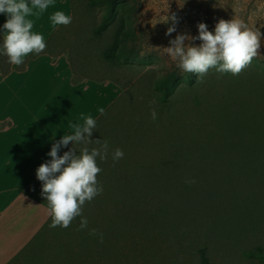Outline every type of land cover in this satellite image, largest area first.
I'll return each instance as SVG.
<instances>
[{
  "label": "rangeland",
  "instance_id": "obj_1",
  "mask_svg": "<svg viewBox=\"0 0 264 264\" xmlns=\"http://www.w3.org/2000/svg\"><path fill=\"white\" fill-rule=\"evenodd\" d=\"M127 1L91 46L92 56L103 54L115 31L124 26L129 33L102 73L126 90L107 137L115 149L133 142L147 166L165 162L154 186L168 210L161 201L144 200L127 218L105 220L118 232L110 249L99 253L100 264H204V250L213 264H264L251 255L264 247V38L260 54L239 75L213 68L199 81L198 73L183 72L164 49L178 33L198 36L200 22L214 30L220 19L235 17L264 32V0ZM79 4V22L66 30L76 43L77 37L94 36L106 13L105 5ZM172 15L177 31L168 36L172 21L161 20ZM172 72L177 81L165 102L158 81ZM152 108L157 121L151 120ZM136 127L147 133L143 139L132 134ZM55 229L44 252L22 256L16 264H65L69 245L61 244L69 241L68 228ZM75 238L71 235L73 247L84 239ZM85 251L84 256L91 253Z\"/></svg>",
  "mask_w": 264,
  "mask_h": 264
},
{
  "label": "crops",
  "instance_id": "obj_2",
  "mask_svg": "<svg viewBox=\"0 0 264 264\" xmlns=\"http://www.w3.org/2000/svg\"><path fill=\"white\" fill-rule=\"evenodd\" d=\"M55 11L73 17L72 0H54L41 16L30 17L33 31L43 33L46 42L64 26L53 27ZM6 18L0 15V25ZM31 54L24 68L11 64L8 74H0V264H11L51 219L49 206L27 190L38 181L37 168L51 159L52 145L82 114L97 120L98 108L106 111L124 91L110 79L75 82L67 53Z\"/></svg>",
  "mask_w": 264,
  "mask_h": 264
},
{
  "label": "clouds",
  "instance_id": "obj_3",
  "mask_svg": "<svg viewBox=\"0 0 264 264\" xmlns=\"http://www.w3.org/2000/svg\"><path fill=\"white\" fill-rule=\"evenodd\" d=\"M54 5V0H0V15H6L0 25V55L8 57V63L21 65L30 53L39 55L47 46L43 33L33 31L34 20ZM73 17L65 11H55L50 20L53 27L71 24ZM171 19L166 35L176 32L177 18ZM198 36L178 33L164 48L166 54L176 62L183 72L199 74L198 81L210 69L219 73L239 75L260 54L264 32L251 27L244 20L233 17L220 19L214 30H209L207 23L198 24ZM200 40L197 46L192 41ZM188 41V43H186ZM151 103H155L152 101ZM105 109L98 108L103 114ZM151 119H158L155 108L151 110ZM71 132L56 141L48 156L51 159L42 163L36 170L38 180L42 182V196L50 208L51 224L49 227L68 228L76 217H80V229L88 228V219L83 215L86 202H91L103 192V185L97 179L102 169L98 160L119 161L125 155L121 148L110 149L107 140H92L93 131L97 130V120L92 115H81L77 122L70 124ZM72 142V148L59 155L62 147ZM95 142L98 146L89 147ZM82 145V147H77ZM79 150V154H77ZM193 183V180H187ZM90 234L103 240V233L91 229Z\"/></svg>",
  "mask_w": 264,
  "mask_h": 264
},
{
  "label": "trees",
  "instance_id": "obj_4",
  "mask_svg": "<svg viewBox=\"0 0 264 264\" xmlns=\"http://www.w3.org/2000/svg\"><path fill=\"white\" fill-rule=\"evenodd\" d=\"M89 4L91 6H96L99 4L106 6V13L104 15L103 22L95 30L94 36H81V38L77 37L78 43H76L72 36L66 35V30L72 27L76 22H79V0H72L73 19L71 24L63 26L57 32H55L46 42L47 46L41 53H49L53 56L67 53L72 63L75 82L83 79H94L100 81L110 79L116 81L113 77H110L106 74L103 76L102 73H106L104 70L105 67L109 66L107 63L112 64L115 62V54L118 52L121 43L129 40V33L125 32L124 26L115 31L110 37L109 46L106 48L103 54H98L95 52V54L92 56L91 54H93V49L91 46H94L98 41H100L103 34L108 31L117 8H126L129 5V2L127 0H89ZM0 38L2 40L1 35ZM131 38L133 39L134 37ZM70 40H72L70 43L71 48L66 47L67 41ZM78 50L80 52H78ZM35 56L37 55L32 53L30 57ZM28 59L29 58L23 62L21 68L25 67L26 61ZM95 59L97 60L95 61ZM0 70L1 74L3 75H6L11 71V64L8 63L7 56L0 55ZM94 73H97L98 76H96L97 74L95 75ZM176 81L177 75L174 72L168 74L158 81V88L165 90V94L162 97L165 102L169 101L171 89ZM125 92L126 90L124 89L123 94L97 119V130H94L92 135L93 141L100 139L102 143L103 140H107L110 144L111 150L115 149V147H113L115 142H113L112 139L109 140L107 134L111 130V123H113L115 120L114 117L117 112V108L120 107L119 104L125 100ZM151 120H149L150 124ZM157 120H159V117ZM141 124H144V122L142 121ZM128 130L129 129H127L126 132H128ZM142 131L140 127H136V129H132V134L138 135L143 139V136L147 133L144 134V130ZM132 143L133 142L130 141L127 143L126 141L122 144V146L118 147L121 148L125 153L124 157L119 161L114 162L111 158V155H109L106 160H98V166L102 169V171L98 173L97 179L99 183L103 185V192L95 197L91 202H86L83 208V215L88 219L89 222L88 228L84 230L80 229V217H76L68 227L66 238H68L69 241L65 242V240H63V243L61 244L64 245L67 243V245H69L65 247V251L68 255L66 260H64L65 264H100L101 261L98 258L99 253H103V251L107 252L110 249L113 244L112 237L116 232H118V229L115 227V225H113V227L112 225L106 226L105 220H109L112 222V224H114L118 218H127V216L131 213L132 208L140 205L142 202H144V200H148L151 203L161 201L160 198L162 195L160 188L154 186V184H157L156 181L161 179V172L157 170L160 168L162 169L165 165V162L163 165H161L160 162H157V164L153 163L150 164L151 166H147L146 162L138 158V150L132 147ZM129 144H131V146ZM93 146L98 145L93 142V144L89 147ZM111 146L113 148H111ZM77 147H82V145ZM71 148L72 145L66 151ZM77 154H79V150H77ZM184 190L186 191L187 188ZM27 192L29 195H32L39 201L48 205L46 199L42 196V182L40 180H38L37 183L29 188ZM160 204L163 206V208H166L165 210H168L167 202L165 203L164 201H161ZM50 224L51 219L45 224V226L25 248V250H23V252H21L11 262V264L20 263L19 261L22 259V256L42 253L48 245L53 243V235H55L57 232L52 233L55 228L49 227ZM91 229H96L98 233H103V240L101 241L98 235H91ZM71 235L74 238L79 237L84 239L77 244V247H73L72 245L76 244L70 240ZM74 240H76V242L79 241L77 238ZM100 246H102V248H100ZM103 247L107 248L104 249ZM83 250H86L85 252L91 253H87L84 256L81 254ZM251 255L264 258V247H259L258 251L252 252ZM203 262L204 264H213L210 261L209 256L206 254V250L203 251Z\"/></svg>",
  "mask_w": 264,
  "mask_h": 264
}]
</instances>
